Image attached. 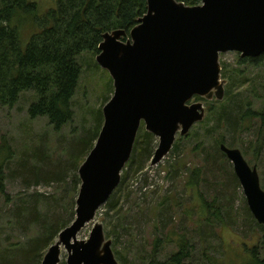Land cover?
Returning <instances> with one entry per match:
<instances>
[{"label":"rangeland","instance_id":"374dc122","mask_svg":"<svg viewBox=\"0 0 264 264\" xmlns=\"http://www.w3.org/2000/svg\"><path fill=\"white\" fill-rule=\"evenodd\" d=\"M29 1L36 5L38 18L56 6L54 0ZM15 22L19 25V43L24 48L38 28L27 15L15 17ZM95 58L91 54H85L81 58L82 75L72 102L75 118L73 123L60 133L62 137L60 146L56 141L57 136L54 138L45 119L30 120L27 117L28 104L33 100L31 93L21 95L18 103L12 108L0 105V148L7 146L10 152V157L3 167L7 198L0 197V257L14 248L22 249L31 236L37 235L34 226H29L28 221L21 222L18 217V219L14 217L16 207H36L39 211L44 209L47 219L59 216L63 223L68 222L64 228L69 227L75 219V201L80 180L77 178L78 183H75L70 179L72 171L68 173L64 185L49 183L35 186L28 183L24 173H21L17 166L23 158H30L33 151L38 148L46 149L53 166L56 164L54 161L67 160L70 146L91 131L94 126V113L102 111L113 94L110 75L97 65ZM238 58L239 55L234 52L219 55L221 81L225 82L224 96L229 92L242 102L251 100L254 102L251 108L258 110L264 98V67L241 64ZM229 78H234L236 82L232 87L227 84ZM214 101H210L211 103L199 101L204 106L205 123L196 124L190 130V138L181 139L177 135L174 147L160 163L150 165L149 161L154 152L152 151L151 155L140 161L138 174L133 175L128 163L125 165L120 174V186L94 213V219L83 226L77 235V241L88 240L94 225L100 224L105 240L111 242L113 254L116 250L121 256V260L119 259L123 262L121 264H146L157 243L159 244L157 260L163 261L177 250L175 241L180 235H184L190 245L188 260L192 264H243L248 259L243 257L244 246L251 247L257 241L260 255L264 256V232L259 229L250 230L249 222L244 225L245 214L242 206L247 205L238 181L235 186L231 182L228 187L224 185L227 183L226 176L230 178L234 174L232 164L227 159L221 164L223 173H203L199 186L193 190L184 185L187 173H184V170L176 173L173 169L178 160L186 162L188 169L194 166L202 167L203 157L194 156V153H190L191 150L198 142L204 144L202 149H205V152L212 150L214 139L225 131L215 128L213 122L215 116L207 110L208 105H213ZM223 134L227 143H234V147L229 148L238 149L248 165L256 168L261 188L264 190V149L258 156L253 157V131L236 136L226 130ZM157 145L158 139L154 137L152 150H155ZM84 160L82 159L81 163ZM37 162L30 161L28 165ZM81 163L77 164L74 172L77 176ZM220 194L227 197V202L229 198L233 222L215 226L216 221H212L211 223L215 224L206 228L203 226L206 223L204 222L206 214L202 216L201 200L209 201ZM115 199L116 212L109 209L110 203ZM57 239L58 235L51 245L55 244ZM60 252L58 264H66L67 252L63 247Z\"/></svg>","mask_w":264,"mask_h":264},{"label":"water","instance_id":"95a60500","mask_svg":"<svg viewBox=\"0 0 264 264\" xmlns=\"http://www.w3.org/2000/svg\"><path fill=\"white\" fill-rule=\"evenodd\" d=\"M147 12L126 36L123 30L102 35L95 58L112 79L113 94L102 108L103 124L93 148L78 168L80 188L75 219L59 234L41 264H118L103 228L95 224L86 241L83 226L120 183L141 125L158 139L150 165L160 163L177 135L184 137L205 116L194 97L222 101L219 54L241 58L264 54V0H202L186 6L175 0H146ZM233 167L246 207L264 226V190L255 167L238 149L218 145Z\"/></svg>","mask_w":264,"mask_h":264},{"label":"trees","instance_id":"16d2710c","mask_svg":"<svg viewBox=\"0 0 264 264\" xmlns=\"http://www.w3.org/2000/svg\"><path fill=\"white\" fill-rule=\"evenodd\" d=\"M56 6L44 16L37 17V7L29 0H0V105L8 108L18 103L21 95L31 93L32 102L29 103L27 114L30 120L45 119L49 129L52 130L57 143L62 145V130L71 125L75 118L73 101L79 88L82 75V56L91 54L96 57L102 35L114 30H123L126 36L121 38L126 41L130 31L137 25V21L147 11L146 0H54ZM186 6H196L202 0H175ZM27 15L33 19L37 26V32L33 33L26 46H21L19 39V25L15 17ZM19 19V18H18ZM17 21V20H16ZM238 62L251 67H264V54L254 59H240ZM221 73V72H220ZM234 78H229L230 87L234 86ZM226 93L222 101L215 100L208 106V112L215 116L213 121L217 130L224 129L236 136L245 133H254L253 152L254 158L264 149V98L258 110H254L253 101L240 99ZM196 100H202L196 98ZM211 103L204 101V103ZM102 111L94 113V126L91 131L85 133L74 142L68 151V159L54 161L52 165L46 149H35L30 158H23L19 164L21 173H24L30 185L60 183L64 185L68 173L72 171L70 179L78 183L75 171L93 148V144L103 124ZM204 118L201 123L204 124ZM215 129V130H216ZM221 133L213 141L212 150L205 152L202 149L203 143H196L190 153L196 157H203L202 167L194 166L187 168L186 162L178 160L173 169L184 170L187 173L186 183L190 190L197 188L202 179L203 173H223L221 164L226 162L224 154L220 152L218 145L224 144L227 147H234V143H227L224 134ZM191 133L181 137L190 138ZM59 136V137H58ZM130 159L127 162L133 175L138 174L140 161L145 160L152 151L154 137L146 132L141 125L137 135ZM207 138V136H206ZM176 143V142H175ZM175 143L172 147H174ZM171 147V148H172ZM6 151V152H5ZM3 152L4 155H3ZM198 152V153H197ZM205 153V154H204ZM7 155V156H6ZM193 155V154H192ZM204 155V156H203ZM10 157L7 146L0 148V197L7 198L5 193L4 163ZM178 157V156H177ZM38 161L29 166L30 161ZM27 164V165H26ZM78 164V165H77ZM219 167V168H217ZM203 169V170H202ZM225 187L229 182L237 185L234 174L226 176ZM121 184L120 183L118 186ZM117 186V187H118ZM223 195V194H222ZM217 195L210 199L201 200L202 211L206 214V223L203 226L208 228L215 223V226L232 224V205L229 198ZM117 199L112 200L109 209L116 212ZM244 220L249 222L250 230H261L264 226L253 220L247 207L242 206ZM44 212V214H43ZM14 217L19 221H28L29 226H34L37 235L27 240L22 249L14 248L8 254L0 257V264H41L43 252L49 248L53 239L67 225L60 217L54 216L47 219L45 210H37L36 207H16ZM73 215V214H72ZM74 216V215H73ZM17 218V219H18ZM258 241L251 247H245L243 257H248L243 264H264V256L260 255ZM177 250L167 259L157 260L158 243L152 249L146 264H192L189 262L190 245L184 235L175 241ZM259 253V254H258ZM114 256L119 264L121 256L114 251ZM120 259V260H119Z\"/></svg>","mask_w":264,"mask_h":264},{"label":"flooded vegetation","instance_id":"af4514ba","mask_svg":"<svg viewBox=\"0 0 264 264\" xmlns=\"http://www.w3.org/2000/svg\"><path fill=\"white\" fill-rule=\"evenodd\" d=\"M146 12H147V11H146ZM145 14H146V13H145ZM145 14H144V15H145ZM139 19H140V18H139ZM219 55H220V54H219ZM238 55H239V54H238ZM239 58H240V59H247V58H241L240 55H239ZM248 59H254V58H248ZM219 65H220V64H219ZM220 68H221V67H220ZM219 72H220V71H219ZM220 77H221V76H220ZM110 78H111V77H110ZM111 80H112V79H111ZM112 86H113V84H112ZM196 98H198V97H194V100H193V101H195V102H199V100H196ZM200 99H202V100H200V101H203V102L206 101V100L203 99V98H200ZM213 100H215V99H213ZM201 103H202V102H201ZM202 104H203V103H202ZM197 124H199V123H197ZM194 126H195V125H194ZM194 126H193V127H194ZM153 153H154V152H153ZM152 157H153V156H152ZM152 157H151V158H152Z\"/></svg>","mask_w":264,"mask_h":264}]
</instances>
